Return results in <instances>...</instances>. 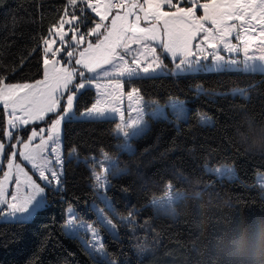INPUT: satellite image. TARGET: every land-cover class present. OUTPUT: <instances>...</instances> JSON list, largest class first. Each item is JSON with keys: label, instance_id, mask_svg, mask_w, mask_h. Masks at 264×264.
Instances as JSON below:
<instances>
[{"label": "trees", "instance_id": "trees-1", "mask_svg": "<svg viewBox=\"0 0 264 264\" xmlns=\"http://www.w3.org/2000/svg\"><path fill=\"white\" fill-rule=\"evenodd\" d=\"M87 5L0 0V83L38 78L41 42L51 26L68 9L87 33L97 19ZM164 61L171 64L166 55ZM126 87L137 88L146 100L177 97L187 115H149L127 144L114 132L115 118L64 119L60 183L46 185L45 201L30 219L0 220V264H264V186L256 178L257 171L264 173V71H168L131 77ZM94 98L92 87L83 88L74 109L89 107ZM4 130L0 106V138ZM103 153L110 158L104 188L110 207L95 187ZM224 162L233 165V175L205 167ZM169 182L182 191L171 202L172 212H166L171 204L161 210L153 203ZM93 202L104 205L117 234L97 220ZM68 206L76 218L99 226L105 257L64 230Z\"/></svg>", "mask_w": 264, "mask_h": 264}, {"label": "rangeland", "instance_id": "rangeland-1", "mask_svg": "<svg viewBox=\"0 0 264 264\" xmlns=\"http://www.w3.org/2000/svg\"><path fill=\"white\" fill-rule=\"evenodd\" d=\"M87 6L97 17L87 33L76 26L79 17L68 9L51 26L41 42L38 78L0 83L5 115L4 138H0V220L30 219L45 201L46 185H59L64 119L115 118L114 132L127 144L130 135L146 127L149 115L186 117L183 100L174 96L165 102L146 100L137 88L126 87L129 78L241 67L264 71V0H124L117 8L110 7L108 0H88ZM85 87L94 89L95 98L77 112L74 101ZM201 120L209 117L202 114ZM72 154L70 150L68 155ZM97 161L95 187L110 207L104 193L110 158L103 153ZM205 167L218 175L231 176L234 171L226 162L205 163ZM256 178L264 186V173L257 171ZM179 195L182 191L173 190L169 182L153 203L167 210ZM104 205L92 203L97 220L117 234ZM173 210L171 204L166 212ZM63 228L93 255L106 256L99 226L76 218L73 206L67 207Z\"/></svg>", "mask_w": 264, "mask_h": 264}, {"label": "built area", "instance_id": "built-area-1", "mask_svg": "<svg viewBox=\"0 0 264 264\" xmlns=\"http://www.w3.org/2000/svg\"><path fill=\"white\" fill-rule=\"evenodd\" d=\"M109 2V6L112 7V8H117L119 7L120 5L123 4L124 0H108ZM92 9H95V6L92 5L91 7Z\"/></svg>", "mask_w": 264, "mask_h": 264}, {"label": "water", "instance_id": "water-1", "mask_svg": "<svg viewBox=\"0 0 264 264\" xmlns=\"http://www.w3.org/2000/svg\"><path fill=\"white\" fill-rule=\"evenodd\" d=\"M204 18H205V19H208V18H209V16H208V15H205V16H204Z\"/></svg>", "mask_w": 264, "mask_h": 264}, {"label": "crops", "instance_id": "crops-1", "mask_svg": "<svg viewBox=\"0 0 264 264\" xmlns=\"http://www.w3.org/2000/svg\"><path fill=\"white\" fill-rule=\"evenodd\" d=\"M250 70V69H249Z\"/></svg>", "mask_w": 264, "mask_h": 264}]
</instances>
